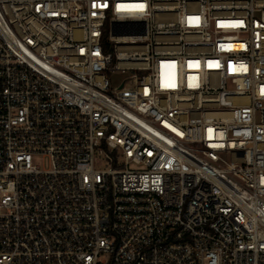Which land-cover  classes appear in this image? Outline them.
Listing matches in <instances>:
<instances>
[{
	"label": "built area",
	"instance_id": "obj_1",
	"mask_svg": "<svg viewBox=\"0 0 264 264\" xmlns=\"http://www.w3.org/2000/svg\"><path fill=\"white\" fill-rule=\"evenodd\" d=\"M0 264H264V0H0Z\"/></svg>",
	"mask_w": 264,
	"mask_h": 264
},
{
	"label": "rangeland",
	"instance_id": "obj_2",
	"mask_svg": "<svg viewBox=\"0 0 264 264\" xmlns=\"http://www.w3.org/2000/svg\"><path fill=\"white\" fill-rule=\"evenodd\" d=\"M127 75H128L127 73L114 74L112 79H113V83L115 84V86L118 85L120 81L124 79ZM96 167L97 168H107L109 167V165L105 162L104 159L100 158V160L96 162Z\"/></svg>",
	"mask_w": 264,
	"mask_h": 264
},
{
	"label": "snow or ice",
	"instance_id": "obj_3",
	"mask_svg": "<svg viewBox=\"0 0 264 264\" xmlns=\"http://www.w3.org/2000/svg\"><path fill=\"white\" fill-rule=\"evenodd\" d=\"M136 7L140 8V9H143L144 5H138Z\"/></svg>",
	"mask_w": 264,
	"mask_h": 264
}]
</instances>
